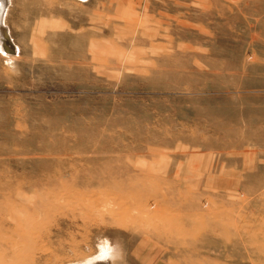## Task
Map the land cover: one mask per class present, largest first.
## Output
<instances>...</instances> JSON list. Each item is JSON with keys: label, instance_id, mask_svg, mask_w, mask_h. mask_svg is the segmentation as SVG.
Listing matches in <instances>:
<instances>
[{"label": "rangeland", "instance_id": "rangeland-1", "mask_svg": "<svg viewBox=\"0 0 264 264\" xmlns=\"http://www.w3.org/2000/svg\"><path fill=\"white\" fill-rule=\"evenodd\" d=\"M6 2L0 264H264V0Z\"/></svg>", "mask_w": 264, "mask_h": 264}, {"label": "clouds", "instance_id": "clouds-1", "mask_svg": "<svg viewBox=\"0 0 264 264\" xmlns=\"http://www.w3.org/2000/svg\"><path fill=\"white\" fill-rule=\"evenodd\" d=\"M125 253L122 244L107 236L97 237L95 251L77 257L70 264H124Z\"/></svg>", "mask_w": 264, "mask_h": 264}, {"label": "bare ground", "instance_id": "bare-ground-1", "mask_svg": "<svg viewBox=\"0 0 264 264\" xmlns=\"http://www.w3.org/2000/svg\"><path fill=\"white\" fill-rule=\"evenodd\" d=\"M6 0H0V33L1 37V45L3 47V50L9 52L10 54L13 53V50H17V46L12 42V37L10 33L8 32L7 28L4 24H2V16L4 13V9H6ZM7 54V53H6ZM9 54V55H10Z\"/></svg>", "mask_w": 264, "mask_h": 264}]
</instances>
